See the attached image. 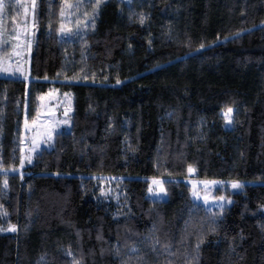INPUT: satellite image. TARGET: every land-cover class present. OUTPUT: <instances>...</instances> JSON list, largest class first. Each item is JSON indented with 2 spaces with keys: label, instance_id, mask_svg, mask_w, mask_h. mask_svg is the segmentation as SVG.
<instances>
[{
  "label": "trees",
  "instance_id": "16d2710c",
  "mask_svg": "<svg viewBox=\"0 0 264 264\" xmlns=\"http://www.w3.org/2000/svg\"><path fill=\"white\" fill-rule=\"evenodd\" d=\"M94 5L35 0L30 82L0 77V264H264V0ZM53 90L70 129L19 171L24 118ZM188 179L243 191L207 212Z\"/></svg>",
  "mask_w": 264,
  "mask_h": 264
},
{
  "label": "rangeland",
  "instance_id": "374dc122",
  "mask_svg": "<svg viewBox=\"0 0 264 264\" xmlns=\"http://www.w3.org/2000/svg\"><path fill=\"white\" fill-rule=\"evenodd\" d=\"M2 2L5 8L14 4L19 7L20 12L15 13L12 17L18 18V22L11 39V50L4 56L0 52V77L24 80L28 84L30 82L29 60L33 40V0H2ZM5 8L0 11V42ZM73 15L71 10L67 17V24H71L68 29L71 30L73 27L74 30H79L83 17L78 14ZM71 111V95L60 94L53 90L41 98L35 118L28 121L25 116L20 142L21 167L19 171L29 164V160L32 162L37 153L51 149L53 138L57 133L69 131ZM226 113H223V116L226 117L225 128L231 129L232 113L228 116ZM186 182L191 188L192 202L207 212L220 211L230 207L233 197L243 191L242 185L235 182L194 179H188ZM234 184H238L239 187H233ZM194 192L196 195H193ZM147 199L151 202L166 201V193L161 180L152 179L149 181Z\"/></svg>",
  "mask_w": 264,
  "mask_h": 264
},
{
  "label": "snow or ice",
  "instance_id": "6c2138e0",
  "mask_svg": "<svg viewBox=\"0 0 264 264\" xmlns=\"http://www.w3.org/2000/svg\"><path fill=\"white\" fill-rule=\"evenodd\" d=\"M104 0H95V5H94V11L95 9H98L101 5V3H103ZM35 4V0H33V5ZM5 8V5L3 4L2 0H0V11H3ZM141 23H143V19H141ZM94 26V25H93ZM61 30H63V25H61ZM201 47H203V45H201ZM117 83H120V81H117ZM232 113V109L231 108H228L227 109V113H226V116L230 115ZM31 161L29 160V163ZM233 187H239L238 184H234ZM193 195H196V193L194 192ZM11 231H15V228H11L10 229Z\"/></svg>",
  "mask_w": 264,
  "mask_h": 264
}]
</instances>
